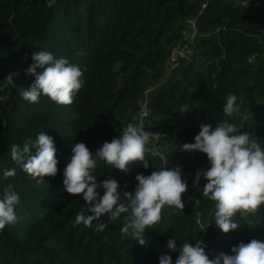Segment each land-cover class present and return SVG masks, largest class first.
<instances>
[{"label":"trees","instance_id":"16d2710c","mask_svg":"<svg viewBox=\"0 0 264 264\" xmlns=\"http://www.w3.org/2000/svg\"><path fill=\"white\" fill-rule=\"evenodd\" d=\"M186 20H195L198 30L193 59L167 76L168 55ZM41 50L81 68L85 83L71 105L43 95L35 104L22 98L35 80L26 70ZM148 90L153 131L171 148L169 164L184 168L183 211L165 206L161 221L145 230V245L121 233L126 213L113 221L105 214L92 227L73 226L77 213H92L82 195L63 188L71 145L83 142L95 155L119 137ZM230 93L246 121L224 115ZM2 96L7 99L0 100V199L12 185L19 202L17 222L0 230V264H159L164 254L175 264L184 243L202 240L213 259L233 254L240 242H264V204L246 218L237 213L240 228L223 233L214 223L215 202L203 196V176L199 190L194 187L205 158L178 148L195 142L201 123L214 129L227 119L242 124L240 132L251 133L264 149V119L256 112L264 99V0H0ZM41 132L54 139L58 172L38 183L12 159L11 146L22 150ZM146 158L147 169L136 162L127 173L98 161L93 175L98 183L114 178L124 200L125 192H134L137 174L164 168L159 158ZM12 168L16 175L5 179L4 171ZM98 223L107 228L97 232ZM174 238L175 252L167 247Z\"/></svg>","mask_w":264,"mask_h":264},{"label":"clouds","instance_id":"9594fccd","mask_svg":"<svg viewBox=\"0 0 264 264\" xmlns=\"http://www.w3.org/2000/svg\"><path fill=\"white\" fill-rule=\"evenodd\" d=\"M32 60L34 63L26 74L34 76L35 80L22 93V98L35 104L43 95L58 105H71L85 83L81 68L42 50L34 53ZM37 68L43 71L38 73ZM7 79L13 82L11 75ZM6 99V96L0 97V100ZM223 113L226 117L248 119L241 115L237 97L231 93L226 97ZM241 126L227 119L217 123L214 129L211 123H201L195 142L184 143L180 148L185 152L206 154L210 167L203 172L197 170L194 187L199 190L203 176L207 181L202 188L203 196L215 202L214 223L225 234L240 228L234 221L237 213L246 218L264 204V149L251 133H241ZM150 137L151 133L142 126L128 124L118 138L104 142L95 155L83 142L71 145L72 154L63 172V188L70 195H82L83 200L91 205L89 212L92 213H77L73 226L83 224L92 227L93 221H99L105 214H109V220L113 221L126 213L121 233L145 245V230L161 221L165 206L183 211L182 197L188 185L182 178L180 167L161 168L147 176L137 174L135 190L125 192L124 200H121L119 184L114 178L98 183L93 175L98 161L125 173L130 170L129 165L136 162H142L147 169L146 145ZM56 151L53 137L41 132L35 143H25L22 150L19 145H12L11 157L22 164L28 175L33 179L39 178L37 182L42 183L45 176L54 177L58 172ZM3 175L5 179L14 177L16 169L5 170ZM101 188L104 190L102 196L99 194ZM18 202L19 196L12 191V185H8L3 199H0V230L17 222L15 205ZM195 203L198 205L199 200ZM105 228L106 223L95 226L97 232ZM167 247L177 251L176 239H169ZM205 248L202 240H197L194 246L182 244L175 264H264V242L256 239L240 242L232 247L233 254L221 252L213 259L208 257ZM159 264H173L172 257L167 254L160 256Z\"/></svg>","mask_w":264,"mask_h":264},{"label":"built area","instance_id":"2783aa9c","mask_svg":"<svg viewBox=\"0 0 264 264\" xmlns=\"http://www.w3.org/2000/svg\"><path fill=\"white\" fill-rule=\"evenodd\" d=\"M185 23L186 29L182 31L180 41L172 46L168 55L166 65L167 76H170L177 68H179L182 62H190L193 59L195 39L198 30L195 20H186ZM148 94L149 90L144 93L143 98L137 103V110L133 113L128 124H132L134 126H142L144 130L151 133L150 141L146 145L148 149L147 154H149L153 158H159L160 160H162L164 168L168 165L169 169L174 167H180L182 169L183 166H177V163L172 165L169 164V160L167 159V155L169 154V152L167 151V149H165L168 146L162 145L160 143L161 137L159 136V134L153 131L150 121L151 110L148 105ZM256 112L264 119V99L259 104V106L256 107ZM197 153L205 158L206 171L210 167L207 156L206 154L198 151Z\"/></svg>","mask_w":264,"mask_h":264},{"label":"rangeland","instance_id":"374dc122","mask_svg":"<svg viewBox=\"0 0 264 264\" xmlns=\"http://www.w3.org/2000/svg\"><path fill=\"white\" fill-rule=\"evenodd\" d=\"M178 146H179V145H178ZM178 148H181V146H179ZM165 149H167L168 152L171 151V148H169V147H166ZM197 156H199V155H197ZM194 158H196L195 155L192 156V159H194ZM175 163H177V166H182V165L180 164V162H175ZM175 163H173V164H175ZM182 172H184V168H182Z\"/></svg>","mask_w":264,"mask_h":264}]
</instances>
